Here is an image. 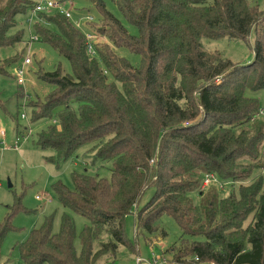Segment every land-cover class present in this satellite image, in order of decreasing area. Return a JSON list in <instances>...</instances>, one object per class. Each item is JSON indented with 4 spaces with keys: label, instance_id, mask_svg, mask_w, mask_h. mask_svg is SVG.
<instances>
[{
    "label": "trees",
    "instance_id": "trees-1",
    "mask_svg": "<svg viewBox=\"0 0 264 264\" xmlns=\"http://www.w3.org/2000/svg\"><path fill=\"white\" fill-rule=\"evenodd\" d=\"M114 1L138 34L105 0H88L100 16L89 22L98 38L95 56L64 13H39L44 25L37 23L36 33L69 60L72 72L60 65L38 70L54 88L43 101L30 100L34 122L52 121L36 144L59 159L91 144L95 158L112 168L109 178L74 173V189L54 184L61 204L89 223L78 235L65 213L56 232L46 216L20 244L23 264H95L119 245L132 250L125 224L131 213L137 231L148 234L164 231L165 214L179 223L180 239L167 250L176 263L264 264V117L253 94L264 91V8L250 0ZM36 3L0 0V50L22 42L24 31H11ZM252 29L249 63H234L202 43L244 40ZM124 48L141 62L134 65ZM21 57L0 58V74ZM208 174L219 182L202 188ZM227 179L240 181L238 194L220 196ZM12 228L10 211L0 222V248Z\"/></svg>",
    "mask_w": 264,
    "mask_h": 264
},
{
    "label": "rangeland",
    "instance_id": "rangeland-1",
    "mask_svg": "<svg viewBox=\"0 0 264 264\" xmlns=\"http://www.w3.org/2000/svg\"><path fill=\"white\" fill-rule=\"evenodd\" d=\"M36 1L42 0H34ZM250 1L264 8V0ZM105 2L108 10L126 25L129 32L137 35V27L124 18L116 2L114 0ZM63 8L71 11V20L74 24L76 21L82 23L84 31L88 30L85 22L87 15H92L95 22L100 20L97 9L92 7L88 0H64ZM57 12L60 10L50 9L46 14L53 15ZM37 23L44 25L40 14L34 10L18 15L17 27L11 33L17 29L23 30L22 42L0 50L1 59L14 57L18 52H22L18 64L8 68L7 74H0V131L4 132V135H0V222L12 211L13 226L1 242L0 264H23L20 258V244L34 228L43 223L46 216L53 217V230L56 232L61 228V220L65 213L72 217L78 235L89 223L86 217L61 204L54 188L56 182L74 189V173L86 171L91 175L106 178L111 175L112 162L96 159L91 144L82 145L64 159H59L54 149H41L36 144L38 132L52 121L49 118H41L34 122L30 100L43 101L54 88L53 84L39 78L38 70L49 72L60 65L62 70L72 72L69 60L59 55L49 43L40 39L35 30ZM34 36H37L38 40H32ZM255 41L256 33L252 29L250 36L244 40H233L227 36L204 37L202 43L207 50L221 52L234 63H249L254 58ZM121 53L134 65L141 62L140 55L132 53L128 48L121 49ZM26 57L31 59V63L23 67L24 82L19 84L15 69ZM253 94L259 96L260 109L264 110V91ZM222 183L224 187L219 189L220 196H227L233 190L238 194L240 181L232 183L227 179ZM152 194L151 187L146 190L140 206L144 205ZM194 198L196 202H200L201 198L198 195L194 194ZM135 218V213H131L125 219L126 235L134 244V248L131 250L129 247L119 245L115 255H103L95 264H193L176 263L167 251L179 241L182 233L179 223L173 217L163 215L161 223L164 231L155 234L137 231ZM76 241L79 244V241Z\"/></svg>",
    "mask_w": 264,
    "mask_h": 264
},
{
    "label": "built area",
    "instance_id": "built-area-1",
    "mask_svg": "<svg viewBox=\"0 0 264 264\" xmlns=\"http://www.w3.org/2000/svg\"><path fill=\"white\" fill-rule=\"evenodd\" d=\"M63 3H64V1L62 2L60 0H42V1H38L36 3L35 7H34V12L42 13V12H46L47 10H50V9H57V10H60L61 14L64 13L67 17L72 19L71 18L72 17L71 16L72 15L71 11L63 8ZM85 18H86L85 22L87 23L86 27L88 28V30L84 31L82 29V23H80V21H76L75 25L78 28L80 27L84 31L85 37L87 39L86 43H87L88 53L91 54L92 56H95L96 55L95 44L98 41L97 33L93 32L92 29H89V24H90L89 22L90 21H94V17L92 15H87ZM33 39L37 40L38 37L34 36ZM30 63H31V59L29 57H26L24 62L22 63V65L18 66V68L15 69V72L17 73V77H18L17 81H18L19 84H22L24 82V79H23L24 69H23V67L25 65H27V64H30ZM260 115L264 116V110L263 109L260 110ZM22 116L24 117V114ZM0 135H4V132L0 131ZM14 147L16 148L17 145L15 144ZM263 170H264V167H263ZM212 182H219L218 178L214 174H208L206 176V178L204 179V181H203L202 188H207L209 186V184H211ZM0 185H1V182H0ZM220 187L223 188L224 187V183L223 184L220 183Z\"/></svg>",
    "mask_w": 264,
    "mask_h": 264
}]
</instances>
